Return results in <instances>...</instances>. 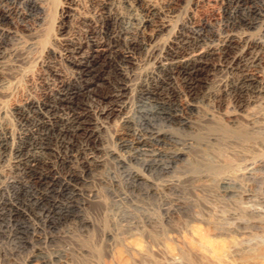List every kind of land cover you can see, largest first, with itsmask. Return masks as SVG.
I'll use <instances>...</instances> for the list:
<instances>
[{
	"label": "bare ground",
	"instance_id": "6f19581e",
	"mask_svg": "<svg viewBox=\"0 0 264 264\" xmlns=\"http://www.w3.org/2000/svg\"><path fill=\"white\" fill-rule=\"evenodd\" d=\"M45 1L0 0V194L11 178L25 179L36 189L22 194L21 203L2 202L10 206V214L42 217L40 206L55 194L82 202L86 196L97 197L82 186L110 160L130 171L133 190L145 196L160 198L164 190L179 191L178 178L161 187L155 180L179 170L186 150L197 145L196 137L206 146H216V151L230 148L231 155L246 154L248 143L264 126V0H211L221 12L216 27L196 18L199 0H166L159 7L151 0H96L86 12L80 11L78 0H66L60 6L56 34L33 60L32 51L41 40L38 32L48 16ZM33 63L43 73H34ZM135 101L147 120L143 125L132 115ZM9 115L17 128L8 125ZM111 122L122 127L116 128L122 156L104 139ZM178 131L189 135L181 137ZM210 162L206 165L213 168ZM132 164L147 175L140 169L132 172ZM103 181L118 182L109 170ZM242 188L225 180L217 194L249 202L264 197L253 188ZM170 204L164 208L167 218L160 220L162 225L185 208ZM80 205L77 202L74 218L93 226L80 213ZM258 207L253 213H264ZM58 216L59 222L49 223L51 228L69 217ZM137 216L122 212L119 227L151 222ZM2 250L0 264L66 262L63 255L47 256L40 248L31 249L21 261L14 258L15 249ZM245 254L234 250L226 258L234 264H264V245ZM182 256L184 263L196 264L189 253Z\"/></svg>",
	"mask_w": 264,
	"mask_h": 264
},
{
	"label": "rangeland",
	"instance_id": "374dc122",
	"mask_svg": "<svg viewBox=\"0 0 264 264\" xmlns=\"http://www.w3.org/2000/svg\"><path fill=\"white\" fill-rule=\"evenodd\" d=\"M65 1H45L48 7V16L43 29L38 32L41 40L38 42L36 51H32L33 60L48 44L50 36L53 33L56 34L60 6ZM78 1L81 6L80 11L86 12L93 9V1L96 0ZM151 1L159 7L164 5L166 0ZM198 5L195 10L196 18L216 27L221 18L219 5L211 0H199ZM186 9L192 10V5L187 6ZM185 12L187 11L184 9L181 14L184 15ZM33 64H31L32 68L30 69L34 73H43L39 66L34 64L33 68ZM22 88L26 90L24 82H22ZM7 100L5 105L9 106L11 101ZM140 105L139 102L135 101L132 115L136 122H142L143 125L147 123V120L141 117ZM208 108L210 107L206 109ZM7 123L10 127L17 128L13 116H8ZM117 123V126L112 122L109 124L104 139L108 142L110 148L114 147L113 149L117 150L122 156L125 153H122L117 140L118 130H121L122 127ZM259 131L256 132L255 138L248 143L246 154L243 153V155L242 152L240 155L239 153L231 155L233 151L230 148L218 149L219 153L216 151V146L212 144L206 146V142H204V145L197 137L194 138V144H197L196 149L193 145L192 149H188L190 153L186 150L185 159L183 158L178 165L179 170L176 169L173 175L168 176L169 178L164 177L155 180L160 187L171 178H178L179 181V191L164 190V196L162 195L160 198L145 196L142 191L136 188L133 190L128 175L130 171L118 168L110 160L106 168L103 167L94 172L88 185L82 186L85 191L92 190L97 197L89 198L86 196L83 198L84 202H82L81 199H73L68 195L58 196V194H55V197L46 202L45 206H40L44 213L42 217L30 214V218L24 219L10 214L8 211L10 206L3 205L2 202L21 203L20 197L22 194L35 193L36 189L32 183L25 179L22 181L16 178L17 181H15L11 178L12 181H9L6 191L0 194V247L3 249L2 251L15 249L16 257L14 258H17L18 261L24 260L25 257L30 255V252L32 253L31 249L40 248L43 254L47 256L63 255L67 263L60 264H186L182 255L187 254L188 256V253L196 264H234L226 258L234 250L246 255L245 250L246 253H250L259 249L260 245H264V213L260 215L253 213L255 207L264 208V197L252 198L249 202L240 201L238 197H233L230 194L229 196L220 197L217 192L221 183L226 180L235 189H238L239 186L246 189L253 188V191L255 190L254 192L259 197L260 195L263 196L264 136L262 135H264V126ZM258 132L262 138H260ZM179 134L182 135L181 137H186L187 132L181 131ZM229 149L230 151H228ZM203 159L205 162L207 160V165L211 164L210 161L212 160L216 168L213 164L210 166L216 170L204 164ZM188 160L189 162H187ZM195 160L196 162H194ZM199 161L203 165L199 164ZM139 169L147 175L140 165L132 164L130 170L133 172L139 171ZM108 170L116 176L118 182L115 184L111 182L107 184L103 181ZM211 173L214 176L209 175ZM169 200L183 205L185 208L178 209L170 221L164 222L163 226L160 220L167 218L164 208L171 205ZM77 202L82 203L80 213L86 219L89 218L88 220L94 222L93 226L83 223L81 217L79 219L74 218L77 214ZM124 211H131V213L138 215L137 217L143 216L141 218L151 222L130 226L127 227L128 229H124L122 226L119 227V217ZM59 213L69 215L67 222L61 220L56 228H51L52 225L49 226V223L59 222ZM253 218H255V222H252L254 221ZM240 221L244 223H239ZM255 224L260 226H254ZM195 260L201 263H197Z\"/></svg>",
	"mask_w": 264,
	"mask_h": 264
}]
</instances>
